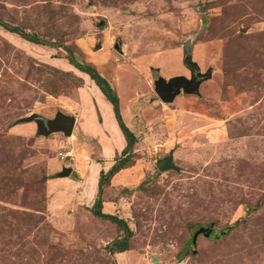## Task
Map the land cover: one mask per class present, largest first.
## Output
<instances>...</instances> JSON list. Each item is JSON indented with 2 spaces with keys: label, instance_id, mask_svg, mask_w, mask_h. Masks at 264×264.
<instances>
[{
  "label": "rangeland",
  "instance_id": "374dc122",
  "mask_svg": "<svg viewBox=\"0 0 264 264\" xmlns=\"http://www.w3.org/2000/svg\"><path fill=\"white\" fill-rule=\"evenodd\" d=\"M0 24L41 43L0 26V264H264V0H0ZM70 57L115 92L126 154L81 135L110 114ZM185 57L208 77L160 101ZM57 113L70 137L22 121Z\"/></svg>",
  "mask_w": 264,
  "mask_h": 264
},
{
  "label": "water",
  "instance_id": "95a60500",
  "mask_svg": "<svg viewBox=\"0 0 264 264\" xmlns=\"http://www.w3.org/2000/svg\"><path fill=\"white\" fill-rule=\"evenodd\" d=\"M118 50V46H115ZM183 65L189 71V79L185 77H173L165 81L164 79L157 77L153 81V91L158 99L164 103L171 102L175 95L180 91L187 94H196L197 87L201 81L206 79L207 76H203L198 73V68L194 63L190 62V57H185L182 60ZM24 122H33L36 126L38 134L42 136H48L51 133H61L66 137H70L74 118L71 116L63 115L61 113L55 114L52 119H43L35 115H30L22 119ZM171 154L169 153L166 157H163L155 163V168L158 172H164L167 170L176 171V167L172 164ZM70 173L69 169H62L58 177H66ZM208 229H199L195 235L198 233L207 235ZM195 237H192V243Z\"/></svg>",
  "mask_w": 264,
  "mask_h": 264
},
{
  "label": "trees",
  "instance_id": "16d2710c",
  "mask_svg": "<svg viewBox=\"0 0 264 264\" xmlns=\"http://www.w3.org/2000/svg\"><path fill=\"white\" fill-rule=\"evenodd\" d=\"M0 26L3 27V29H5L6 31L18 35L20 38H22L23 40H25L27 42L37 44V45L41 44L36 39L30 38V37L18 32L16 29L8 28V27H5L1 24H0ZM67 61L72 67L77 69L79 72L85 74L94 83V85L97 87V89L99 90L100 94L104 97V99L110 104L112 114L114 116L116 124H117L122 136L124 137V140L126 143L125 147L121 151V153L126 154L125 151L130 149L131 145L135 142V138H134L133 133L130 130H128L123 125V123L121 122V119H120V116L118 113V98H117L115 92L109 86V83L103 77H101V75H99L93 67L87 66V65H79L78 63H74V61L71 57L68 58ZM126 163H127V159L124 157L122 160H119L116 164L112 165L110 167V169L106 171V173L100 174V176L98 178V182H97L98 194L101 192L102 182L104 180H109L115 173H117L119 170L123 169L124 166L126 165ZM92 215L96 218L110 220L111 222H114V223L120 222L119 220L113 218L110 215L101 214L99 211L93 210ZM122 251L123 250H120L119 252H122Z\"/></svg>",
  "mask_w": 264,
  "mask_h": 264
},
{
  "label": "crops",
  "instance_id": "0c3cea01",
  "mask_svg": "<svg viewBox=\"0 0 264 264\" xmlns=\"http://www.w3.org/2000/svg\"><path fill=\"white\" fill-rule=\"evenodd\" d=\"M100 96H101V100L106 103V106H107L106 110L108 109L107 113H109L110 116H107V121H105L104 118H101V122L98 123L94 127L95 128V134H94L95 136H92L88 132H83L82 130H81L82 131L81 135L86 136V137L99 139V141L97 143H98V146L100 149L99 150V156L101 158L107 157V156H115L116 154L118 156V155H121V151L124 149L126 143H125L124 137L122 136V134H121V132H120V130L116 124V121L114 120L110 104L104 99V97L101 94H100ZM74 122H75V119H74ZM107 137L110 139H113V142L106 144L104 141H106L105 139ZM115 142H117V143H115ZM113 163L114 162L106 163V164L102 165V167H99V165L95 164L92 168L95 171L98 170V172H100V171L106 172L111 167V165ZM120 171H122V170H119L117 173H115L111 177V179H110L111 184L115 180V176H117ZM96 178H97V176H96ZM96 178H94V180H92V182H91V185H90L91 190L90 191L93 190V192H94L96 190V186H97ZM127 180H129V179H127Z\"/></svg>",
  "mask_w": 264,
  "mask_h": 264
}]
</instances>
